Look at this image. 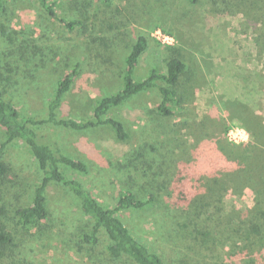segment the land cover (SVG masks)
I'll use <instances>...</instances> for the list:
<instances>
[{
	"label": "trees",
	"instance_id": "1",
	"mask_svg": "<svg viewBox=\"0 0 264 264\" xmlns=\"http://www.w3.org/2000/svg\"><path fill=\"white\" fill-rule=\"evenodd\" d=\"M58 1L0 0V38L7 35L13 3H36L65 30H78L86 41L108 48L104 37L87 35L90 19L84 10L79 12L77 7V17L61 16ZM91 1L75 0V3L89 8ZM202 1L187 0L191 5ZM207 5L208 14L214 18L238 16L242 23L257 28L254 35L264 40V0H209ZM109 9L105 12L107 17L112 11ZM119 13L115 8L114 14ZM105 21L102 22L106 23L105 31L111 30L108 18ZM128 22L124 18L122 26ZM150 41L149 37L140 36L132 43L124 57L120 88L97 100L91 118L81 121L58 115L74 83V68L56 82L46 102L45 118L38 120L23 115L13 101L11 88L34 77L37 55L42 49L32 42H20L16 46L11 42L9 47H0V264H44L45 258L39 255L47 248L42 244L55 236L65 237L68 252L85 264H191L189 260L193 256L210 259L196 264H218L216 260L221 261L222 256L230 260L237 258L238 264H264V190L257 191L264 184V80L252 89L241 86L238 97L217 98V112L224 119L209 114L196 120L197 115L190 108L195 101V69H190L189 59L179 48L161 47L155 42L168 53L164 71L152 67L145 77H136L135 68L149 49ZM260 42L258 37L253 40L257 56L263 53L264 41ZM78 59L81 57L77 56ZM85 59L86 56L81 61ZM193 67H197L196 62ZM150 92L157 95L158 102L148 111L152 121L146 127H152L155 132L174 119L179 123L175 124L176 129L171 128L158 138L130 149L119 160L115 170L126 174L113 204L105 205L76 176H68L69 172L87 175L90 172L87 163L67 155L60 144L43 139L38 130L45 126L83 133L105 127L113 133L116 142L124 143L129 138L125 126L110 112L134 96ZM221 121V130H214ZM231 123L248 133V142L229 141L227 132ZM188 133L190 139L186 138ZM161 136L165 137L160 139ZM13 143L29 150L40 173L39 183L26 198L25 191L18 186L15 189V182L8 180L12 169L3 159L5 149ZM230 184L236 190L257 191L252 207L237 216L226 210L224 198L219 194ZM52 185L61 187L78 207L83 224L73 234L63 230V223L54 226L47 204ZM146 209L155 211L156 241L133 235L121 219L122 213ZM20 229L23 235L18 233ZM24 239L41 245L34 249ZM165 248L172 257L166 255ZM183 250L186 254L181 256Z\"/></svg>",
	"mask_w": 264,
	"mask_h": 264
},
{
	"label": "rangeland",
	"instance_id": "2",
	"mask_svg": "<svg viewBox=\"0 0 264 264\" xmlns=\"http://www.w3.org/2000/svg\"><path fill=\"white\" fill-rule=\"evenodd\" d=\"M91 2L89 8L86 6L84 8L81 4L76 5L75 0H59L57 9L59 14L65 17H77V7L79 12L84 10V14L90 19L87 35L90 33L95 37H104L108 42V48L86 41L78 30L73 32L65 30L59 23L49 19L36 3L24 2L11 5L8 32L5 38H0V47L2 49L9 47L11 42L15 46L20 42H32L42 49L37 55L38 66L34 77L11 88L13 101L19 106L23 115L35 116L38 120L45 118L46 102L52 96L56 82L74 68L77 75L75 74L74 83L58 115L79 121L90 119L96 101L120 88L124 57L138 37L147 36L151 43L135 68L136 77H145L152 67L164 71V60L168 57V53L163 48L157 47L156 43L161 47L167 45L158 43L154 35L157 30L163 32L162 29L172 34L169 36L174 39V44L170 47L179 48L183 56L189 59L190 69H195V101L190 108L197 115L196 120L209 114L218 120L221 119L220 111L217 112L219 110L217 98L220 100L238 97L241 86L252 89L264 80V45L262 43L263 53L257 56L258 51L253 43L257 37L261 42L264 41L263 38L254 35L255 27L242 23L238 16H222L216 19L208 14L209 0H203L198 5H191L187 0H92ZM109 8L113 13L107 17L105 12L110 10ZM115 8L120 11L119 14H114ZM92 15L95 17L91 18ZM106 18L113 28L111 30L106 28L105 31L106 23L102 22H106ZM124 18L129 22L122 26L121 21ZM77 56L81 59L86 56V59L76 60ZM194 62L197 67H193ZM157 102L155 93H142L110 112L125 126L129 138L124 143L116 142L113 133L105 127L82 133L44 126L39 128L38 135L60 144L67 155L84 160L90 172L87 175L69 172L68 176H76L101 203L111 205L117 188L126 174L115 170L117 164H120L119 160L130 149L139 146L145 140L158 138L161 133L165 134L171 128L176 129L175 124L179 123L178 119H174L163 129L155 127V132H152V127H146L149 125V120L152 121L148 111L153 110ZM218 124H215L214 130H221L223 122ZM228 128V132H233L231 136L249 141V136L245 135L248 133L239 126L231 123ZM147 131H151L150 135L146 134ZM190 135L191 133H188L186 138ZM1 138L0 130V141ZM3 159L12 169L8 180L15 182V189L18 186L25 191L23 196L26 198L30 189L40 181L35 160L29 150L20 143L9 145L5 149ZM263 190L264 184L257 191ZM257 191L248 188L236 190L233 184H230L219 194L224 198L226 210L232 211L237 216L239 212L252 207ZM47 204L55 227L60 223L65 224L63 230L67 234H73L76 229L81 228L83 219L80 217L78 207L61 187L56 185L50 187ZM154 218L155 211L152 209L121 215L122 221L131 233L147 241L157 240L153 230ZM18 233L23 235L21 229ZM61 238L55 236L56 240L49 239L42 244L47 248L45 253L42 252V256L39 255L40 258H45L43 263L85 264L68 252L67 239L63 236ZM24 240L26 245L34 246V249L41 245L35 240ZM184 247L186 248L187 245H181V248ZM165 253L172 257L169 249L165 248ZM182 254L181 256H184L186 252L183 250ZM199 260L210 261L208 258L199 259L193 256L189 262L196 264ZM216 262L240 263L237 258L230 260L225 256L221 257V261L216 260Z\"/></svg>",
	"mask_w": 264,
	"mask_h": 264
},
{
	"label": "built area",
	"instance_id": "3",
	"mask_svg": "<svg viewBox=\"0 0 264 264\" xmlns=\"http://www.w3.org/2000/svg\"><path fill=\"white\" fill-rule=\"evenodd\" d=\"M154 35H155L156 40L160 44L167 45V46H171L174 44V39L171 36L161 32L160 30L155 31ZM232 133L233 132H228L227 134L230 142H233L235 144H241V143H246L248 141V140L246 141L245 138H241V137L236 138L233 135L231 136ZM245 135H248V134H245Z\"/></svg>",
	"mask_w": 264,
	"mask_h": 264
}]
</instances>
